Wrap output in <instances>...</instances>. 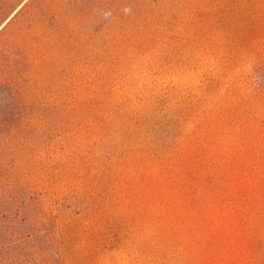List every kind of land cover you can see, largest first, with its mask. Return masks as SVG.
<instances>
[{
  "label": "rangeland",
  "instance_id": "obj_1",
  "mask_svg": "<svg viewBox=\"0 0 264 264\" xmlns=\"http://www.w3.org/2000/svg\"><path fill=\"white\" fill-rule=\"evenodd\" d=\"M0 264H264V0H0Z\"/></svg>",
  "mask_w": 264,
  "mask_h": 264
},
{
  "label": "trees",
  "instance_id": "obj_2",
  "mask_svg": "<svg viewBox=\"0 0 264 264\" xmlns=\"http://www.w3.org/2000/svg\"><path fill=\"white\" fill-rule=\"evenodd\" d=\"M15 93L7 85L0 83V127H3L13 113Z\"/></svg>",
  "mask_w": 264,
  "mask_h": 264
}]
</instances>
